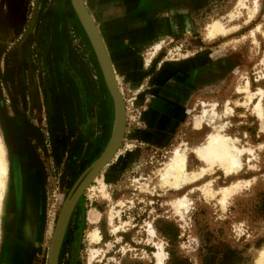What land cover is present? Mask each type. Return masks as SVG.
Wrapping results in <instances>:
<instances>
[{
  "label": "rangeland",
  "instance_id": "rangeland-1",
  "mask_svg": "<svg viewBox=\"0 0 264 264\" xmlns=\"http://www.w3.org/2000/svg\"><path fill=\"white\" fill-rule=\"evenodd\" d=\"M64 1L0 0V134L8 164L0 256L3 239L7 240L4 225L6 230L10 226L22 230L16 264H46L51 233L72 186L69 176L78 170L97 133L88 128L96 110L94 75L81 56L82 46L68 23L64 36L55 40L59 32L52 21L57 12L49 6L59 2L64 11ZM131 1L128 8L102 9L98 0H85L124 100L123 152L132 153V159L117 162L115 157L97 175L106 184L105 198L99 187L94 188L97 182L79 197L66 227L70 236L60 264H156L153 240L163 245L164 264H201L203 248L224 244L241 251V264H251L264 247V120L253 110L259 98L243 106L239 101L244 96L234 90L245 76L252 88L264 86V37L260 31L255 38L250 35L258 25L264 31V0H259L258 11L248 22L245 10L237 19L226 17L237 0ZM214 19L237 27L208 41L205 26ZM104 98L109 138L113 106L108 91ZM226 100L234 114L205 122L198 131L192 119L202 109L201 101L207 106L216 101L221 108ZM223 124L227 134L241 139V146L256 150V159H251L256 169L248 165L247 155L237 175L227 176L218 167L179 191L156 186L159 167L177 144H194ZM13 146L24 148L35 175V180L30 172L28 176L30 169L25 167V181L34 183L29 189L22 183L16 196L10 183ZM188 164L189 169L203 165L192 151ZM209 180L213 187L233 181L243 187L224 207L219 194L196 188ZM193 187L188 211L178 214L174 202ZM112 206L120 213L113 218L112 225L121 226L116 233L109 224ZM94 212L99 219L92 223L89 215ZM148 224L155 227L156 237L149 234ZM95 226L101 241L94 245L102 250L89 263L92 244L87 233ZM9 237L13 242L14 235Z\"/></svg>",
  "mask_w": 264,
  "mask_h": 264
},
{
  "label": "bare ground",
  "instance_id": "bare-ground-1",
  "mask_svg": "<svg viewBox=\"0 0 264 264\" xmlns=\"http://www.w3.org/2000/svg\"><path fill=\"white\" fill-rule=\"evenodd\" d=\"M258 8L259 0H253L251 4L248 3V0H237L233 9L227 13L226 17H228L229 20L237 19L243 15V10H245L247 11L246 16H248V22L255 16ZM236 27L237 25H227L226 22L223 21V19H214L211 22L207 23L205 26V39H208V41L212 40L219 35L226 34ZM256 31H260L262 36L264 37V31L261 30L259 25L255 30H252L250 32V35L255 38ZM155 45L157 50L161 48V42H157L155 43ZM261 62L264 63V54ZM261 80L262 78H259L256 81L260 82ZM234 93L242 94L244 96L243 99L239 101L240 105L243 106H248L250 102H252L253 99H255V97L257 96L259 99L256 101L253 110L257 114V116L264 120V86H261L259 84L256 87L252 88L251 80L248 76H245L243 85L237 84L235 86ZM229 103L230 101L226 100L223 106L219 108V104L216 101H212L209 106H207L206 101H201L200 104H202L203 107L200 111L194 114V117L192 119L196 129L198 131L202 130L205 122H220L221 119L227 118L230 114H234L235 110L234 108H230L231 105H229ZM227 124H223L221 127H217L215 125L214 128L211 129L203 139L194 144H188L187 141L177 144L175 148L169 153V158L165 160L159 167L155 183L156 186L161 189L169 188L171 190L179 191L184 189L185 186L190 185L211 174L212 171H214L218 167L221 168L227 176H232L235 174L237 175L243 169V159L247 155L249 156L248 165H250L252 168H255V164L252 163V160L256 159V150L252 147L241 146V139L238 136L227 134ZM123 138L121 142L123 141ZM190 151H192L203 164L199 169H189L188 155ZM7 174L8 164L6 159V148L0 134V214L1 212H3L2 203L6 193ZM96 177L97 175L92 178V180L87 185V188ZM95 182L98 183V186H95V184L92 183L95 186L94 188L99 187L97 188V190L101 193L102 197L105 198L107 196V192L105 191L106 184L102 182L101 179H96ZM242 187V182L240 183L239 181H233L229 185L222 186L221 188L213 187L210 184L209 180V182H205L201 187L196 188L201 192L213 194V196L215 194H219L221 196L220 203L224 207H226L228 199L235 193H238ZM194 188L195 187L187 191L185 194H183V196L180 195L177 197L176 201L173 204V207L178 214H184L186 211H188L190 204L188 193L192 192ZM117 203L122 204V201ZM119 214L120 213L118 212H114V207L112 206L109 213L110 225L113 224L114 216H119ZM98 219V214H95V212L90 213V222L95 223ZM120 229V225H112V231L114 233L120 231ZM148 231L152 237H156L157 231L152 224L149 225ZM87 237L89 243L92 244L89 258L90 263V261H92V258L102 250L100 249L101 247L96 248L94 245L100 243L101 241L99 228L97 226L93 227V229L88 231ZM153 243L157 247V251L153 252L154 257L156 258V264H164L166 252L163 249L162 243L156 242L154 240ZM123 250H125L124 247ZM251 264H264V247L257 250V254Z\"/></svg>",
  "mask_w": 264,
  "mask_h": 264
},
{
  "label": "water",
  "instance_id": "water-1",
  "mask_svg": "<svg viewBox=\"0 0 264 264\" xmlns=\"http://www.w3.org/2000/svg\"><path fill=\"white\" fill-rule=\"evenodd\" d=\"M69 1L90 42L105 86L111 97L113 120L110 135L103 150L79 174L60 206L48 244L46 264H58L63 235L74 206L92 178L98 175L114 158L121 144L126 125L124 100L121 92L119 91L113 65L99 29L87 9L84 0Z\"/></svg>",
  "mask_w": 264,
  "mask_h": 264
},
{
  "label": "trees",
  "instance_id": "trees-1",
  "mask_svg": "<svg viewBox=\"0 0 264 264\" xmlns=\"http://www.w3.org/2000/svg\"><path fill=\"white\" fill-rule=\"evenodd\" d=\"M64 7L66 10L67 23L75 38L79 40L82 46L81 56L85 59L86 64L89 66L90 70L93 72L94 80L92 81L93 87V103L96 107L95 119H96V129L97 133L93 138L84 158L79 164V168L76 172L69 176V185L71 186L75 181L78 174L93 160L95 159L101 151L108 139V109L106 105V100L104 96L107 93L101 71L99 69L95 54L90 45V42L70 4L69 0H65ZM70 236V228H67L65 232V237L62 242L58 264H60V258L62 254L66 251L68 238ZM243 256L241 251L237 248H233L228 244H224L223 247L210 245L206 246L202 250L201 254V264H241Z\"/></svg>",
  "mask_w": 264,
  "mask_h": 264
},
{
  "label": "flooded vegetation",
  "instance_id": "flooded-vegetation-1",
  "mask_svg": "<svg viewBox=\"0 0 264 264\" xmlns=\"http://www.w3.org/2000/svg\"><path fill=\"white\" fill-rule=\"evenodd\" d=\"M11 155H12V157H11V163H10V174H11L10 183L12 184V189H13V192L16 196L18 190L22 189L21 186L23 184H26V187L29 189L31 184L33 185V183H34V181H33V182L28 184L25 181V170H26V168L28 167L30 169V171L27 172L28 176H29V172H30V174L33 176L34 180H35V175L33 172L32 164L30 163V159H29L26 151H24V148L22 146L21 147L18 146L16 148H15V146H13V148L11 150ZM28 189H27V191H29ZM24 200H25L24 205H25V208L27 209V207H26V195L24 197ZM33 204H34V202H33ZM33 204L31 206L32 208H33ZM3 231H4L5 237L7 236L6 239L8 241L4 240L5 238L3 239L2 252H1V256H0V264H16V263H14V258H16V255L21 250V240L23 238L22 230H21V232H20V230L19 231L13 230L12 226H10V228H8L6 230L5 225H4ZM8 234L10 236H12V234L14 235L13 242L9 241L10 237ZM25 250H24V252H25ZM2 256H4L5 258L2 259ZM22 264H27V263H26V261H23Z\"/></svg>",
  "mask_w": 264,
  "mask_h": 264
},
{
  "label": "crops",
  "instance_id": "crops-1",
  "mask_svg": "<svg viewBox=\"0 0 264 264\" xmlns=\"http://www.w3.org/2000/svg\"><path fill=\"white\" fill-rule=\"evenodd\" d=\"M98 1H99L98 3H100L101 5H103L102 6V9H104V8H106V9H109V8L116 9L117 7H121V6H124L125 8L126 7L128 8V7L131 6V3H132L131 0H98ZM108 1H110V2H108ZM84 2H85V0H84ZM49 8L54 9V11L57 12V16L55 17L56 20L55 21H52V24L53 25H56L57 32H59V35L56 36V38H55L56 42H58L60 40V37L62 38L64 36V34L66 33V31H67L66 10L64 9V11H62L59 2L57 4H55V5L49 6ZM63 8H65L64 7V3H63ZM52 19L54 20V18H52ZM92 127H94V130H96V119L95 118H94V122H92L91 124L90 123L88 124V128H89L90 131H92ZM124 134H125V132H124ZM95 135H96V133L94 134V137H95ZM93 138H92V140H93ZM124 140H125V136H124L123 141L121 142V144H120V146H119V148H118V150H117V152H116V154L114 156V159H116L115 157H118L117 158L118 159L117 162L118 161L119 162H122L124 158H126V159L128 158V160H131L132 159V153H130V152H123V149H125ZM130 145H128V146H130ZM96 179H100V178L99 177H96L94 179L93 183L96 181ZM91 186L92 185H90L88 188L90 189Z\"/></svg>",
  "mask_w": 264,
  "mask_h": 264
}]
</instances>
